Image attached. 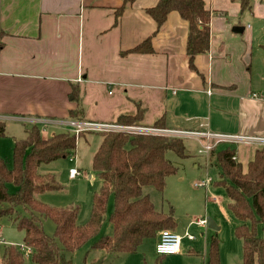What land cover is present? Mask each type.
<instances>
[{
	"label": "crops",
	"instance_id": "obj_1",
	"mask_svg": "<svg viewBox=\"0 0 264 264\" xmlns=\"http://www.w3.org/2000/svg\"><path fill=\"white\" fill-rule=\"evenodd\" d=\"M206 1L209 49L194 58L193 70L187 22L172 11L157 27L145 12L158 0H136L119 16L122 0H0V121H19L24 134L11 146L32 125H41V135L42 126L52 135L73 133L71 122L116 125L138 111V127L161 120L168 130L264 138V87L250 71L253 47L231 30L237 17L229 13L240 5ZM147 38L151 53L131 52ZM77 106L82 119L72 120L68 113ZM84 133L81 138L99 132ZM197 141L203 147L205 140ZM217 146L233 148L245 171L263 145L240 140ZM47 193L36 197L55 205ZM111 233L109 220L103 236Z\"/></svg>",
	"mask_w": 264,
	"mask_h": 264
},
{
	"label": "trees",
	"instance_id": "obj_2",
	"mask_svg": "<svg viewBox=\"0 0 264 264\" xmlns=\"http://www.w3.org/2000/svg\"><path fill=\"white\" fill-rule=\"evenodd\" d=\"M135 1L122 0L116 15ZM236 1L241 12L251 7L250 0ZM172 11L188 24L186 54L190 68L195 70L194 58L209 49L210 11L204 0H158L155 6L145 10L157 27ZM131 52L151 53L150 39ZM82 115L79 106L68 113L72 120H79ZM140 117L141 111L134 116H120L116 125L136 126ZM155 126L163 128L161 120ZM84 132L57 133L43 138L40 129L32 125L26 130V137L13 143L12 167L8 168L0 157V219H9L23 232L22 247L30 250L32 264H71L67 255L98 235L111 197L112 233L100 236L92 244L93 250L131 255L144 239L155 238L160 231H172L176 226L172 213L157 211L142 190L152 186L161 192L167 177L177 173L178 167L166 158L167 152H173L179 159L189 157L181 137L112 130L99 132L102 139L91 166L98 173L101 186L93 194L89 218L84 225L76 223L77 207L56 208L38 200L39 194L62 189L53 176L38 173V168L74 155ZM5 135L6 125L0 121V138ZM209 154L220 170L215 185L224 189L229 211L241 222L234 228V236L241 242V264H264V146L255 151L245 171L236 161L235 150L229 146L213 148ZM9 185L15 186L16 191L9 192ZM42 219L53 222V237L45 234ZM259 226H263L261 235H258ZM25 260L18 246L7 245L0 264H26ZM207 264H220L219 242L215 237L209 239Z\"/></svg>",
	"mask_w": 264,
	"mask_h": 264
},
{
	"label": "rangeland",
	"instance_id": "obj_3",
	"mask_svg": "<svg viewBox=\"0 0 264 264\" xmlns=\"http://www.w3.org/2000/svg\"><path fill=\"white\" fill-rule=\"evenodd\" d=\"M204 1L207 3L206 0ZM250 6V9L244 12L233 10L229 13L237 17L236 26H233L231 30L233 34L245 39L247 44L253 47L250 71L256 77V82L264 87V0H250ZM235 27H239L241 31L235 32ZM37 126L41 128V125L37 124ZM155 128L160 127L155 126ZM51 130L50 127L42 126V137H50ZM23 136L22 124L19 121L6 122V135L0 138V157L6 162L8 168L12 167V138L18 139ZM99 137V134H95L91 137L80 138L75 156L58 159L38 168V173L53 176L62 186L60 191L44 195L52 201L50 203L54 202L55 205L45 201L41 202L56 208L77 207L76 223L79 226L88 221L93 194L101 186L98 173L92 169L90 162V154L96 147V139L98 140ZM183 140L189 157L179 159L171 151L166 153V158L178 167V171L175 175L167 177L164 190L160 192L152 186H146L142 190L157 211L165 214L172 213L177 222L175 230L181 235L180 252L158 257L155 253L154 238L144 239L137 251L126 257L93 250L92 244L105 234V225L110 220L113 210V198L111 197L107 204L103 226L98 235L67 255L71 264H207V248L211 237L217 238L219 242L220 264H241V242L234 236V228L241 222L229 211V199L224 189L215 185V182L219 180L220 170L214 159L209 157V153L200 152L202 144L197 141L198 139L185 137ZM241 144L242 142L238 144L239 151ZM69 169L77 171L74 179L70 176ZM201 180H208V184L195 187L194 184ZM8 190L13 193L16 187L9 185ZM198 218L206 221L210 218L219 229L211 230L207 227V223L204 226H198L195 223ZM41 223L45 234L53 237V222L50 219H42ZM262 227H258V235H261ZM0 230L1 260L4 247L22 245L24 234L17 230L7 218L0 219ZM188 235H191L193 240H188ZM23 250L28 249L24 247ZM24 255L25 263L32 264L28 255L26 253Z\"/></svg>",
	"mask_w": 264,
	"mask_h": 264
},
{
	"label": "built area",
	"instance_id": "obj_4",
	"mask_svg": "<svg viewBox=\"0 0 264 264\" xmlns=\"http://www.w3.org/2000/svg\"><path fill=\"white\" fill-rule=\"evenodd\" d=\"M71 126L74 127V132L78 133L81 131H92V132H101V131H122V132H130V133H147L154 135H162L169 137H189L195 139H204L205 143L200 152L209 153L214 147L218 144H236L240 140L244 141H252L260 143L264 146V138H247L236 135L229 134H201L199 132H191V131H179V130H168L165 128H155V127H138V126H123V125H105V124H96L89 122H71ZM201 137V138H200ZM69 174L72 178L77 175V171L74 169L69 170ZM208 184V180L200 181L195 183V187H203ZM197 225L204 226L207 221L203 218H198L195 222ZM188 240H192L193 237L191 235L187 236ZM181 237L174 233L171 230L164 229L159 232L158 241L155 245V253L157 256H167L174 255L179 252ZM20 250L28 257L30 256V250H23L24 247L22 245L18 246ZM25 256V255H24ZM27 257V256H26Z\"/></svg>",
	"mask_w": 264,
	"mask_h": 264
},
{
	"label": "water",
	"instance_id": "obj_5",
	"mask_svg": "<svg viewBox=\"0 0 264 264\" xmlns=\"http://www.w3.org/2000/svg\"><path fill=\"white\" fill-rule=\"evenodd\" d=\"M234 31L238 32L241 31V29L239 27H235ZM207 227L214 231H217L219 229L210 218L207 219Z\"/></svg>",
	"mask_w": 264,
	"mask_h": 264
}]
</instances>
